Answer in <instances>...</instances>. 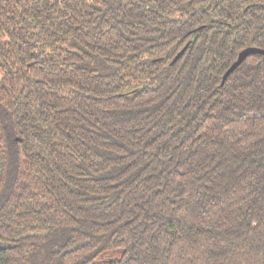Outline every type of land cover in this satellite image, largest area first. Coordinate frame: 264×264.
<instances>
[{
    "label": "trees",
    "instance_id": "obj_1",
    "mask_svg": "<svg viewBox=\"0 0 264 264\" xmlns=\"http://www.w3.org/2000/svg\"><path fill=\"white\" fill-rule=\"evenodd\" d=\"M249 47L264 0H0V264H264Z\"/></svg>",
    "mask_w": 264,
    "mask_h": 264
},
{
    "label": "water",
    "instance_id": "obj_2",
    "mask_svg": "<svg viewBox=\"0 0 264 264\" xmlns=\"http://www.w3.org/2000/svg\"><path fill=\"white\" fill-rule=\"evenodd\" d=\"M252 54H263L264 55V51L258 48H246L243 51H241L238 54L237 59L235 60V62H233V64L229 67V69L225 72L223 78H222V83H224V81L226 80V78L235 70V68L237 66H239L245 59L246 57H248L249 55ZM180 55V53L176 56V58H178Z\"/></svg>",
    "mask_w": 264,
    "mask_h": 264
}]
</instances>
